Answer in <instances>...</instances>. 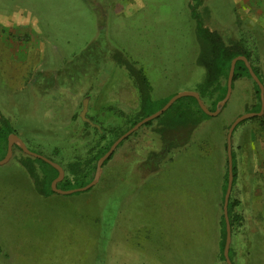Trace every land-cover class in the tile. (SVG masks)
Listing matches in <instances>:
<instances>
[{"label": "rangeland", "instance_id": "374dc122", "mask_svg": "<svg viewBox=\"0 0 264 264\" xmlns=\"http://www.w3.org/2000/svg\"><path fill=\"white\" fill-rule=\"evenodd\" d=\"M197 22L247 54L264 82V0H0V114L30 152L56 164L84 156L95 130L123 132L174 95L199 91L205 72L196 63ZM248 83L233 81L220 114L204 118L156 173L142 163L160 150V125L141 126L89 192H37L14 145L0 165V264H222L214 233L202 236L195 220L203 206L209 218L219 215L198 144L218 148L224 127L251 113ZM84 99L85 118L96 127L79 117ZM260 119L236 127L234 149L240 130ZM237 259L264 264V251L252 247Z\"/></svg>", "mask_w": 264, "mask_h": 264}, {"label": "trees", "instance_id": "16d2710c", "mask_svg": "<svg viewBox=\"0 0 264 264\" xmlns=\"http://www.w3.org/2000/svg\"><path fill=\"white\" fill-rule=\"evenodd\" d=\"M196 38L199 44V51L196 58V63L199 66L203 67L205 72L204 81L199 86V91L197 92V94L199 95L202 103L206 106V108L209 111H214L217 103L221 101L226 94V79L231 60L237 56H244L248 62H250V60L247 54H244L243 52H238V50H236L234 46H228L217 33L210 32L208 29L204 28L199 22L196 23ZM126 68L128 69L127 65ZM251 68L264 87V82L259 78L256 70L252 66ZM242 78L248 79L253 84L256 102L250 112L257 113L260 110L259 89L257 85L250 79L244 63L241 61H237L234 66L232 82ZM143 83L144 84L141 83V89L140 82L137 83L140 90L142 105L145 104L146 93H148V86L146 85L144 80ZM166 102L167 101L163 102L160 108L163 107ZM155 112L156 111L147 115L140 116V118L134 120L130 124L127 130H129L141 119ZM204 118H209V116L205 115L200 110L196 100L192 97H183L175 101L158 118L144 124L143 126L150 127L153 125V123L156 122L160 125V127L156 130V133L160 138L161 147L158 152H150L147 155L146 159L143 161L142 166L148 169L151 174L155 173L158 170V166L161 160H163L173 150H180L187 144L188 139L192 134V131L195 129L196 126L199 125V123ZM261 121L264 126V113L261 116ZM241 123H239L238 125H240ZM228 127L229 125H226L224 127V130H227ZM127 130L115 133L103 132L101 134H99L95 130L98 135V138H91L89 141H87L88 143L86 144L84 156H75L71 158L68 162H63V164L58 163V165L62 168L64 172V177L62 181L57 184V188L66 191L71 189L82 188L88 183H90L93 178L95 164L97 160L102 157L108 151L112 143L118 137L124 134ZM135 133L136 131L131 135ZM11 134H14V131L9 125V122L0 114V143L4 145V154L6 153L7 149L8 137ZM109 135H111V138L107 139V136ZM121 143H119L117 147H119ZM225 148L226 144L224 141L222 146L220 145L219 148L215 149L209 147V140L199 141L198 151L203 160L201 166L205 171L203 173L204 177L202 178L205 179L206 177L208 179H214L213 188H215V192L217 193L215 207H218L219 215L216 220L213 219L216 214L210 215L211 218H209L207 213V210H209V208L203 206L199 216L195 219L198 223L197 225L199 226V230L202 236L210 237L212 236V232L214 233V236L216 237V247L214 248V255L222 264H225L222 254L225 241V223L222 215V202L227 184V160L225 156ZM113 155L114 151L111 156L104 161L102 168H104L111 161ZM231 158L233 185L235 180V163L232 151ZM36 161L45 166V173H42L40 170V175L37 173V169L34 165ZM19 162L20 165H22V167L26 171L28 177L31 179L34 189L37 192L43 195L53 193L51 191L50 184L57 177L58 174L54 168L39 159H34L29 156H26L25 159L20 160ZM213 165L214 167H212ZM114 167L115 165L111 167L112 169L109 171V175H112L114 173ZM106 177L107 175L105 177L103 176L98 182L97 186L101 184ZM95 187L88 189L86 192L93 190ZM238 205L239 201L233 199L230 196L227 205V216L231 236L232 232L237 227H239L242 222V216L239 213L235 212V209ZM232 254L233 253L230 246L228 251V257L231 264H234Z\"/></svg>", "mask_w": 264, "mask_h": 264}, {"label": "crops", "instance_id": "0c3cea01", "mask_svg": "<svg viewBox=\"0 0 264 264\" xmlns=\"http://www.w3.org/2000/svg\"><path fill=\"white\" fill-rule=\"evenodd\" d=\"M234 44L236 45L237 42L234 41ZM240 80L244 81L246 79L242 78ZM29 83L27 81V84ZM248 84H246V88L250 92L251 107H253L256 102L254 87L252 83ZM255 117L261 118V116ZM236 127L233 132L236 130ZM220 145L222 146L221 143ZM235 146L234 149L231 135V151L235 163V180L231 187L230 196L239 201L235 212L242 216V222L232 232L229 247L231 246L233 258L236 259L238 264H242L238 261L237 257H244L245 255L249 257L252 247L253 254L254 251L258 253L264 251V239H262L264 237V195L262 196L264 192L262 193L261 191L262 184H264V126L262 121L260 126L249 124L241 129ZM252 179L255 181H252ZM215 195L217 197L216 192Z\"/></svg>", "mask_w": 264, "mask_h": 264}, {"label": "water", "instance_id": "95a60500", "mask_svg": "<svg viewBox=\"0 0 264 264\" xmlns=\"http://www.w3.org/2000/svg\"><path fill=\"white\" fill-rule=\"evenodd\" d=\"M237 61H241L244 63L249 77L250 79L257 85L258 89H259V101H260V110L257 114H253V113H247L244 114L240 117H237L228 127L227 129V133H226V160H227V184H226V189H225V193H224V197H223V202H222V215H223V220L225 223V241H224V246H223V259L225 264H231L229 257H228V251H229V245H230V241H231V232H230V226H229V221H228V216H227V205H228V199L230 196V192H231V187H232V180H233V176H232V158H231V135L232 132L234 130V128L242 121L255 117V116H262L264 113V87L262 85V83L260 82V80L258 79V77L256 76V74L253 72L251 66L249 65L248 61L246 60V58L244 56H237L234 59L231 60L230 62V66H229V71H228V75H227V79H226V94L224 96V98L219 101L216 105V108L214 111H209L206 106L202 103L199 95L196 92H181L178 93L176 95H174L173 97H171L166 104L160 108L158 111H156L155 113L141 119L139 122H137L134 126H132L129 130H127L124 134H122L120 137H118L113 143L112 145L109 147L108 151L102 156L100 157L97 162H96V166H95V173L93 175V178L91 180L90 183H88L86 186L82 187V188H77V189H71V190H61L57 188V184L60 183L64 177V172L62 170V168L50 161L49 159H46L40 155H37L35 153L30 152L25 145L22 143V141H20L14 134H11L8 137L7 140V149H6V154L4 156L3 159L0 160V165H3L5 163H7V161L9 160L10 156H11V150L12 147L14 145L18 146L19 149L26 155L29 156L31 158L34 159H39L43 162H45L46 164L50 165L52 168H54L57 171V177L51 182L50 184V188L51 191L55 194L58 195H69V194H73V193H77V192H85L88 189L94 187L99 179L100 173H101V167L104 163V161L111 156V154L113 153V151L116 149V147L119 145V143H121L125 138H127L128 136H130L132 133H134L135 131H137L141 126H143L144 124L158 118L161 114H163L175 101H177L180 98L183 97H192L196 100L198 107L200 108V110L207 116L209 117H216L217 115H219V113L221 112V110L223 109L224 105L226 104V102L229 99L230 96V92H231V85H232V79H233V74H234V66L235 63ZM87 100L88 99H84L81 105V111H80V118L85 121L86 123H88L91 126L96 127L95 125H93L88 119L85 118V114L87 111Z\"/></svg>", "mask_w": 264, "mask_h": 264}]
</instances>
